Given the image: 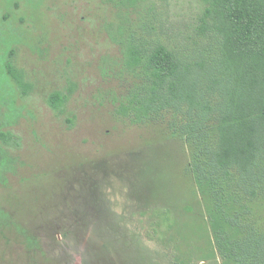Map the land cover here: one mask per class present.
I'll use <instances>...</instances> for the list:
<instances>
[{
	"label": "rangeland",
	"instance_id": "1",
	"mask_svg": "<svg viewBox=\"0 0 264 264\" xmlns=\"http://www.w3.org/2000/svg\"><path fill=\"white\" fill-rule=\"evenodd\" d=\"M206 6L0 0V264H238L218 244L176 112L137 123L118 112L147 83L126 64L135 40L168 46L207 90L199 63L219 41L201 30ZM247 201L264 228V196Z\"/></svg>",
	"mask_w": 264,
	"mask_h": 264
},
{
	"label": "trees",
	"instance_id": "2",
	"mask_svg": "<svg viewBox=\"0 0 264 264\" xmlns=\"http://www.w3.org/2000/svg\"><path fill=\"white\" fill-rule=\"evenodd\" d=\"M201 30L215 33L218 55L199 63L202 76L164 44L136 42L126 64L147 83L135 87L129 106L133 121L174 111V130L191 148L190 171L211 201L210 219L223 255L238 264H264V228L248 207L264 196V0H206ZM8 70L22 84V73ZM60 93L51 96L59 107ZM176 117V116H175ZM261 161L260 163H258Z\"/></svg>",
	"mask_w": 264,
	"mask_h": 264
}]
</instances>
